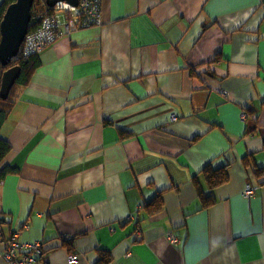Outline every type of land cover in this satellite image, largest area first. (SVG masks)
<instances>
[{"label":"crops","instance_id":"1","mask_svg":"<svg viewBox=\"0 0 264 264\" xmlns=\"http://www.w3.org/2000/svg\"><path fill=\"white\" fill-rule=\"evenodd\" d=\"M101 11L9 94L5 237L46 264H264V0ZM207 166L227 182L211 190Z\"/></svg>","mask_w":264,"mask_h":264},{"label":"built area","instance_id":"2","mask_svg":"<svg viewBox=\"0 0 264 264\" xmlns=\"http://www.w3.org/2000/svg\"><path fill=\"white\" fill-rule=\"evenodd\" d=\"M47 1L35 0L36 10L18 58L28 59L40 55L47 47L67 35L82 29L100 27L104 23L101 15L102 0H77V4L57 0L54 6H49ZM172 119L175 121L177 117L173 116ZM254 194L255 188L246 186L244 196L251 198ZM4 233L3 221L0 220V240L6 246L1 257L9 264H46L40 241L22 243L18 232H12L8 237ZM169 239L178 243L177 237L169 236ZM69 260L74 262L77 257L70 255Z\"/></svg>","mask_w":264,"mask_h":264},{"label":"water","instance_id":"3","mask_svg":"<svg viewBox=\"0 0 264 264\" xmlns=\"http://www.w3.org/2000/svg\"><path fill=\"white\" fill-rule=\"evenodd\" d=\"M57 0H48L49 6H54ZM77 4V0H68ZM35 0H16L6 10L0 23V63L7 67L16 62L29 31L32 19V9ZM21 74L20 66L6 70L1 79L0 97L7 99Z\"/></svg>","mask_w":264,"mask_h":264},{"label":"trees","instance_id":"4","mask_svg":"<svg viewBox=\"0 0 264 264\" xmlns=\"http://www.w3.org/2000/svg\"><path fill=\"white\" fill-rule=\"evenodd\" d=\"M15 1L16 0H4L2 2V4L0 5V23L4 17L7 8ZM35 6L36 5H34L32 9V16H33V12L36 10ZM38 57L39 55L31 56L28 59L18 58L16 62L12 63L7 67L3 66L0 63V87H1V79L3 73L9 68L17 65L21 67V74L12 90L18 87H26L29 84L33 73L40 66V61ZM11 105H12V101L10 97H8L5 100L0 97V128L7 119L8 109L11 107ZM10 151H11L10 143L0 136V166ZM262 172L264 171H260V173ZM9 173H12V170L9 167H5V168L0 167V184H2L5 181L6 176ZM204 175L206 176L207 182L211 190L225 184L228 180L226 167L221 169H214L212 166H207L204 169ZM206 198L208 199L207 200V202L209 203L208 206L213 205L212 194L210 196H206ZM161 207H162V203L160 199H157L148 207L149 213L153 214L157 212ZM0 220L3 221L2 218H0Z\"/></svg>","mask_w":264,"mask_h":264}]
</instances>
